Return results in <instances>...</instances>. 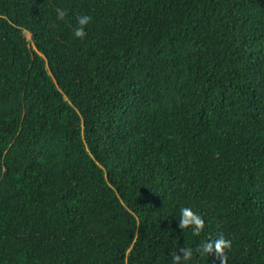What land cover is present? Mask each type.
<instances>
[{"label":"trees","instance_id":"trees-1","mask_svg":"<svg viewBox=\"0 0 264 264\" xmlns=\"http://www.w3.org/2000/svg\"><path fill=\"white\" fill-rule=\"evenodd\" d=\"M221 255L264 264V0H0V264Z\"/></svg>","mask_w":264,"mask_h":264},{"label":"clouds","instance_id":"clouds-1","mask_svg":"<svg viewBox=\"0 0 264 264\" xmlns=\"http://www.w3.org/2000/svg\"><path fill=\"white\" fill-rule=\"evenodd\" d=\"M56 16L57 18H63L65 15L64 10L57 8L56 10ZM91 17L87 14L79 15L76 18V27L73 29L74 35L76 37L83 38L85 35V28L84 26L90 21ZM180 224L179 227L183 228L187 225H193L192 232L193 233H199L201 229L204 226V220L202 217L193 212V210L187 206L180 208ZM229 244V241L225 240L222 235H218L215 239H207L201 242L200 244V250L203 253L212 252L213 250L217 254H221L225 247H227ZM182 254V257H181ZM192 255V250L190 248H181L178 250V252L173 253L172 259L174 262L181 260L183 258L184 260H187ZM221 264H223V256L221 255Z\"/></svg>","mask_w":264,"mask_h":264},{"label":"rangeland","instance_id":"rangeland-1","mask_svg":"<svg viewBox=\"0 0 264 264\" xmlns=\"http://www.w3.org/2000/svg\"><path fill=\"white\" fill-rule=\"evenodd\" d=\"M26 36L28 37V34H26Z\"/></svg>","mask_w":264,"mask_h":264}]
</instances>
